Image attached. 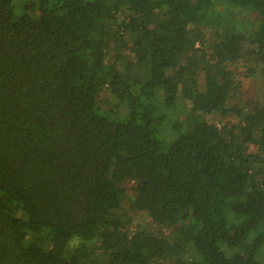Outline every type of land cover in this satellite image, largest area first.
<instances>
[{"label": "trees", "instance_id": "obj_1", "mask_svg": "<svg viewBox=\"0 0 264 264\" xmlns=\"http://www.w3.org/2000/svg\"><path fill=\"white\" fill-rule=\"evenodd\" d=\"M252 55L264 0H0V264H264Z\"/></svg>", "mask_w": 264, "mask_h": 264}, {"label": "rangeland", "instance_id": "obj_2", "mask_svg": "<svg viewBox=\"0 0 264 264\" xmlns=\"http://www.w3.org/2000/svg\"><path fill=\"white\" fill-rule=\"evenodd\" d=\"M222 6L223 5L219 4V8H222ZM254 57L255 56L252 55L250 58L241 60L234 66L235 79L242 82L241 91L244 93V96L243 99H233L232 102L236 101V103L239 102L241 104H245L246 98H252L255 101L264 103V73L261 71L260 67H258L257 72H255L254 74L249 70L250 67L257 66V63L254 62ZM198 80L201 84V88L204 89L206 80L204 70L202 69L198 71ZM207 118L212 123H223L224 121H226L218 113L210 114L207 116ZM137 221L144 227L153 226V220L144 214H140L137 218ZM35 241L39 242L41 246H43L47 250L52 245V239L50 237H46L45 239H41L38 237L37 239H35ZM95 257H100L102 260V256L99 254L95 255Z\"/></svg>", "mask_w": 264, "mask_h": 264}]
</instances>
